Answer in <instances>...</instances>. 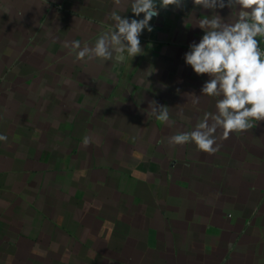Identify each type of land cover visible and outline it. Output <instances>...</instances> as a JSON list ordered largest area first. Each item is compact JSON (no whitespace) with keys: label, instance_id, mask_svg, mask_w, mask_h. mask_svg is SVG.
<instances>
[{"label":"crops","instance_id":"crops-1","mask_svg":"<svg viewBox=\"0 0 264 264\" xmlns=\"http://www.w3.org/2000/svg\"><path fill=\"white\" fill-rule=\"evenodd\" d=\"M157 8L116 64L65 43L93 46L113 11L142 19L131 0H0V264H264V121L218 129L214 154L169 145L216 112L184 60L213 11Z\"/></svg>","mask_w":264,"mask_h":264},{"label":"clouds","instance_id":"clouds-1","mask_svg":"<svg viewBox=\"0 0 264 264\" xmlns=\"http://www.w3.org/2000/svg\"><path fill=\"white\" fill-rule=\"evenodd\" d=\"M122 0H114L119 6ZM185 0H131V12L142 19H129L113 11L112 30L99 36L93 46L80 41L66 42L65 47L77 50V60L100 59L120 64L128 57L143 54L139 37L147 29L151 32L150 21L159 15L160 8L181 7ZM195 6L210 9L213 14L196 24L204 31L199 43H192L184 60L197 75L208 74L210 79L201 89L203 95L218 97L216 112L205 113L190 132H182L168 138L170 146L194 143L199 151L214 154L219 150L216 133L222 130L223 138L232 133H242L252 127L251 121H264V52L257 37H264V0H193ZM236 9L235 19L225 20L216 9ZM151 75V73L149 74ZM193 103H199L195 94ZM149 107L162 122L171 126L167 106L151 101ZM0 141L7 136L0 134ZM90 137H84L87 147Z\"/></svg>","mask_w":264,"mask_h":264},{"label":"built area","instance_id":"built-area-1","mask_svg":"<svg viewBox=\"0 0 264 264\" xmlns=\"http://www.w3.org/2000/svg\"><path fill=\"white\" fill-rule=\"evenodd\" d=\"M261 51L264 52V46L260 47Z\"/></svg>","mask_w":264,"mask_h":264}]
</instances>
